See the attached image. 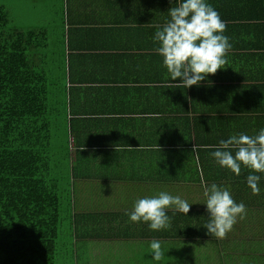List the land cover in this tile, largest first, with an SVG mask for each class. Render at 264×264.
I'll return each instance as SVG.
<instances>
[{
	"label": "crops",
	"instance_id": "0c3cea01",
	"mask_svg": "<svg viewBox=\"0 0 264 264\" xmlns=\"http://www.w3.org/2000/svg\"><path fill=\"white\" fill-rule=\"evenodd\" d=\"M207 3L226 22L232 48L226 69L208 77L211 86L184 89L152 41L174 0H6L12 27L43 30L48 47L56 38L58 50L45 60L56 58L52 90L66 122L52 151L73 174L71 230L97 237L108 252L104 262L81 264H153L150 242L175 236L182 256L168 258L166 248L162 264H264V177L253 194L249 169L237 177L216 164L214 148L195 147L264 128V0ZM212 183L247 211L223 239L203 227ZM159 191L193 204L187 216L169 211L171 228L160 232L132 223L134 202Z\"/></svg>",
	"mask_w": 264,
	"mask_h": 264
},
{
	"label": "trees",
	"instance_id": "16d2710c",
	"mask_svg": "<svg viewBox=\"0 0 264 264\" xmlns=\"http://www.w3.org/2000/svg\"><path fill=\"white\" fill-rule=\"evenodd\" d=\"M47 40L41 29L12 27L0 9V264H57L64 219L72 231L73 174L52 151L66 115L44 69ZM165 238L174 241L162 243L168 258H181L182 237Z\"/></svg>",
	"mask_w": 264,
	"mask_h": 264
},
{
	"label": "clouds",
	"instance_id": "9594fccd",
	"mask_svg": "<svg viewBox=\"0 0 264 264\" xmlns=\"http://www.w3.org/2000/svg\"><path fill=\"white\" fill-rule=\"evenodd\" d=\"M167 15L169 19L155 31L152 41L172 82L179 81L175 84L184 89L199 88L202 82H208L209 76L226 69L227 54L232 48L229 37L224 35L227 24L207 0H174ZM195 147L214 148L211 156L216 164L237 177L242 167L249 169L247 186L253 194L260 193L259 185L264 177V128L253 136L232 134L217 145ZM203 195L208 213L203 226L206 234L223 239L238 219L245 218L246 207L234 201L228 188L216 183L205 185ZM192 205L180 195L159 191L137 199L128 215L132 223H145L150 231L160 232L171 228L169 211L187 216ZM149 249L153 264H162L167 252L161 241L152 240Z\"/></svg>",
	"mask_w": 264,
	"mask_h": 264
},
{
	"label": "rangeland",
	"instance_id": "374dc122",
	"mask_svg": "<svg viewBox=\"0 0 264 264\" xmlns=\"http://www.w3.org/2000/svg\"><path fill=\"white\" fill-rule=\"evenodd\" d=\"M6 0H0V9L5 10ZM51 39V38H50ZM52 51L58 50L56 38H54L51 44ZM56 58L53 56L52 61H46L48 66L47 70H51L54 74V67L57 66ZM83 232V231H81ZM93 241V242H92ZM88 241L87 236L80 235L76 231L69 230L68 220L64 219L59 228L58 238L56 240V255L58 256L57 264H72L77 261V264H81L82 261L92 260L95 261V257H98L101 262L107 259V249H102L101 240L94 237V240ZM93 245V246H92ZM94 247V248H93ZM115 247V246H114ZM112 255V253L110 252Z\"/></svg>",
	"mask_w": 264,
	"mask_h": 264
}]
</instances>
